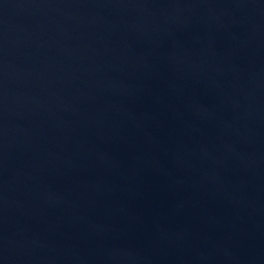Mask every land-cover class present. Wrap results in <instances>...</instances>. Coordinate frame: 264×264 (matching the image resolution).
Returning a JSON list of instances; mask_svg holds the SVG:
<instances>
[{"label":"water","instance_id":"95a60500","mask_svg":"<svg viewBox=\"0 0 264 264\" xmlns=\"http://www.w3.org/2000/svg\"><path fill=\"white\" fill-rule=\"evenodd\" d=\"M0 264H264V0H0Z\"/></svg>","mask_w":264,"mask_h":264}]
</instances>
